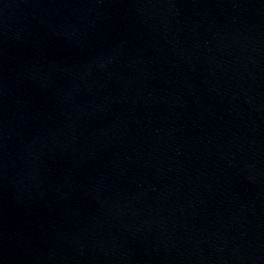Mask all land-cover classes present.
<instances>
[{
    "label": "water",
    "instance_id": "water-1",
    "mask_svg": "<svg viewBox=\"0 0 264 264\" xmlns=\"http://www.w3.org/2000/svg\"><path fill=\"white\" fill-rule=\"evenodd\" d=\"M0 264H264V0H0Z\"/></svg>",
    "mask_w": 264,
    "mask_h": 264
}]
</instances>
